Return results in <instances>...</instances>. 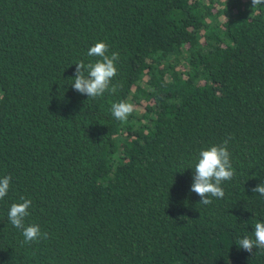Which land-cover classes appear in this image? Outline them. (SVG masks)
I'll use <instances>...</instances> for the list:
<instances>
[{
  "label": "trees",
  "instance_id": "obj_1",
  "mask_svg": "<svg viewBox=\"0 0 264 264\" xmlns=\"http://www.w3.org/2000/svg\"><path fill=\"white\" fill-rule=\"evenodd\" d=\"M115 93L72 87L96 42ZM134 106L126 122L111 105ZM228 140L222 199L191 192ZM0 264H264L236 244L264 222V5L252 0H0ZM31 200L23 243L8 220Z\"/></svg>",
  "mask_w": 264,
  "mask_h": 264
},
{
  "label": "clouds",
  "instance_id": "obj_2",
  "mask_svg": "<svg viewBox=\"0 0 264 264\" xmlns=\"http://www.w3.org/2000/svg\"><path fill=\"white\" fill-rule=\"evenodd\" d=\"M252 5L253 7L264 5V0H252ZM108 51V45L103 41H98L87 51L89 57L97 59L87 64L83 61L76 63L74 82L71 84L75 91L92 99L102 97L105 92L115 93L117 91L118 85L112 84V80L117 74L115 62L120 57L118 52H112L109 55ZM133 111L134 106L126 101L115 102L111 105L112 116L121 122H126ZM227 144L228 140L225 139L222 144L202 148L194 165L190 167L193 169V183L190 191L195 192L201 198L199 202L203 205L211 204L213 197L222 199L225 194L221 187L222 182L234 177L235 173ZM10 182V176L0 178V199L8 193ZM252 191L264 196V182L254 187ZM20 199L22 202L13 203L10 206L8 220L14 227L21 230L23 243L47 239V233H42L38 225L25 226V218L29 215L28 209L32 202L24 197ZM236 244L252 254H254V248L264 249V222L255 223L254 238L244 236Z\"/></svg>",
  "mask_w": 264,
  "mask_h": 264
}]
</instances>
